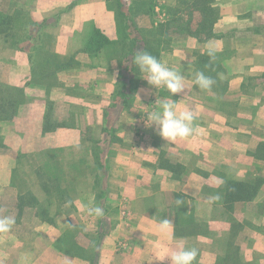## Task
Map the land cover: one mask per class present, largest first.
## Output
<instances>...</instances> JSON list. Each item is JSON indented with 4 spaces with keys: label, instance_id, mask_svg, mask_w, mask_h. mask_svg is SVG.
Returning a JSON list of instances; mask_svg holds the SVG:
<instances>
[{
    "label": "rangeland",
    "instance_id": "1",
    "mask_svg": "<svg viewBox=\"0 0 264 264\" xmlns=\"http://www.w3.org/2000/svg\"><path fill=\"white\" fill-rule=\"evenodd\" d=\"M181 2L0 0V215L16 221L0 234V264H101V249L109 241L122 254L115 259L118 264H130L124 254L131 249L134 220L131 209L120 205L127 197L117 183L123 178L118 173H127L128 165L139 170L151 165L153 179L147 187L153 199L165 201V166L174 174L180 170L177 155L169 156V148H179V139L166 142L155 125H146L147 112L162 100L175 103L178 112L215 118L218 137L226 126L234 129L216 145L228 153L222 167L229 168L230 158L241 150L264 163V142L256 146L254 137L264 134V72L245 75L241 69L247 61L235 60L233 50H222L210 61L218 66L221 82L210 90L194 86L197 71L211 77V71L199 67V55L206 54L199 42L215 34L198 39L177 30L186 20L182 15L187 5ZM178 17L181 22L173 20ZM75 21L82 24L74 27ZM167 21L171 24L165 36ZM262 22L259 31L264 34V18ZM95 29L109 39L98 51L87 45ZM142 50L178 70L185 77L184 92L171 96L149 86L132 63ZM59 128L73 130L55 136ZM186 143L194 146V140ZM179 158L192 166L205 162L191 150ZM229 181L236 180L224 178L219 189L205 192L219 197L216 201L231 224L239 214L235 200L223 197ZM243 181L256 192L240 201L255 200L264 194V167ZM167 198L178 208L184 199L176 192ZM92 205L102 207L104 215H88L84 209ZM253 210L264 214V201L249 205L244 218L246 225L264 229L253 223ZM170 216L165 210L156 212L155 223L168 218L189 226L175 229V234L194 231L185 215L177 223ZM205 224L196 230L205 231ZM50 240L52 247L46 246ZM235 243L226 237L214 244L215 264H257L243 261Z\"/></svg>",
    "mask_w": 264,
    "mask_h": 264
},
{
    "label": "crops",
    "instance_id": "2",
    "mask_svg": "<svg viewBox=\"0 0 264 264\" xmlns=\"http://www.w3.org/2000/svg\"><path fill=\"white\" fill-rule=\"evenodd\" d=\"M213 5L219 11L213 26L215 35L199 42L200 51H206L209 44H215L219 49L218 51L233 50L235 60L247 61V64L241 69L245 75L257 76L263 74L264 37L262 36L264 34H261L259 30L263 24L264 0H214ZM74 9H81V6H75ZM80 24L82 22L75 21L73 26L79 27ZM209 113H212V111H209ZM258 120L262 121L260 118ZM213 124H216L215 118L197 117L193 125V136L179 139V148H169V156L177 155L176 161L180 170L174 174L170 171V167L165 166V201L159 199L158 196L153 199L154 193L150 192L147 187L153 179L154 170L151 165L144 164V166H141V170L136 168L137 166L128 165L127 173L125 171L118 173V177L123 176V178L117 179V183L123 185L122 189L126 190L125 196L127 197L120 202V205L123 208L127 206L131 209L132 220H134V229L130 231L129 235L131 249L124 254L128 253L125 259H129L130 264H169L167 258L163 262L154 258L157 253L175 249L177 244L195 247L198 250L199 256L193 264H196V262L197 264H215L217 251L214 244L226 237L236 242L235 244L239 248L243 261L254 260L257 264H264V229H259L254 224L246 225L244 220L246 214H249L246 208L249 205L263 202L264 194L250 202L235 201L234 209L239 214L238 219L236 223L228 224L224 207L218 204L215 195L205 192L206 189H219L224 178L243 181L247 178L249 172L256 170L258 173L264 167V163L260 164L253 157L247 155L246 150H241L235 157L230 158L231 165L229 168L222 167L223 162L228 158V153L219 148L216 149V145L218 147L220 140L225 141L229 134L228 131L234 129L226 126L223 134L221 133L218 137V131ZM70 130L73 129L59 128L55 132V136L63 132L69 133ZM254 137L257 143L256 146L260 142H264V134L258 133ZM187 140H194V146L188 145ZM190 150L194 153L197 152L199 156L201 154L205 162L202 165L195 163L192 166L187 164L186 159L179 158V156L184 157L186 152ZM132 156L134 157L135 154L129 153L128 157ZM130 173H134V175L132 176ZM173 192L181 194L184 198L179 208L175 202L173 203L172 199L167 198L169 193L171 195ZM163 210H165V216L171 215V220L176 223L182 219L183 215L191 219L194 231H183L177 235L175 229L182 227L183 230H186L189 229V226L187 224L177 226L172 222L174 239H169L168 236L160 233L157 230V223H155L154 218L156 212ZM127 214L130 213L127 212ZM251 214L254 217L253 223L264 225V214L257 210H253ZM36 220L41 222L38 218ZM202 221L206 223L207 230H196L199 229L198 224L201 225ZM42 227L48 230L45 225H42ZM52 242L50 240L46 246L52 247ZM108 243L110 245H103L101 249V259L105 261L104 263L102 261L101 264H118L115 259L122 254L112 247L110 241Z\"/></svg>",
    "mask_w": 264,
    "mask_h": 264
},
{
    "label": "clouds",
    "instance_id": "3",
    "mask_svg": "<svg viewBox=\"0 0 264 264\" xmlns=\"http://www.w3.org/2000/svg\"><path fill=\"white\" fill-rule=\"evenodd\" d=\"M218 50L215 44H209L206 54L210 59H215ZM132 63L141 74L140 77L156 90L166 89L173 96L184 92L186 89L185 77L178 70L146 50L137 51L133 56ZM214 83V79L205 75L204 72L197 71L195 73L194 86L199 89L210 90ZM147 113V120L150 123L146 125H155L156 134L166 142L188 138L194 132L193 125L197 117L191 110L178 112L175 103L162 100L156 110ZM84 211L90 216L102 217L104 215V209L96 205L86 206ZM15 222V218L11 215H0V234L8 233ZM157 230L168 236L169 239H174L171 221L168 218H162L158 221ZM197 255L198 250L195 247L177 244L175 249L157 253L154 259L163 262L167 258L169 264H193Z\"/></svg>",
    "mask_w": 264,
    "mask_h": 264
},
{
    "label": "trees",
    "instance_id": "4",
    "mask_svg": "<svg viewBox=\"0 0 264 264\" xmlns=\"http://www.w3.org/2000/svg\"><path fill=\"white\" fill-rule=\"evenodd\" d=\"M187 5L184 9L187 13L182 15L186 18L183 22L182 17H178L182 23L177 24V30H185V33L193 35L198 39H207L213 36V26L216 21V12L213 5V0H183L181 2ZM171 23L169 21L165 22V36L169 30L168 26ZM109 42V39L103 35L98 29L93 30L87 45L93 51L100 50L105 44ZM199 67L204 68V70L211 71V77L214 79L215 83L221 82V78L217 77L216 64L210 63L211 59L207 54L199 55ZM260 146V145H259ZM264 144H261V147ZM264 158V157H263ZM225 199L231 200H248L253 197L256 192V187L247 184V181H229L227 182L226 191H222Z\"/></svg>",
    "mask_w": 264,
    "mask_h": 264
}]
</instances>
